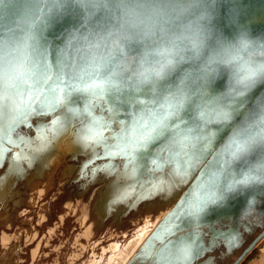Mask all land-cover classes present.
Masks as SVG:
<instances>
[{"label":"snow or ice","instance_id":"1","mask_svg":"<svg viewBox=\"0 0 264 264\" xmlns=\"http://www.w3.org/2000/svg\"><path fill=\"white\" fill-rule=\"evenodd\" d=\"M85 2L89 12L97 6L101 12L107 8L106 3ZM79 3L80 0H0V18L4 17L5 10L27 9V16L34 26L29 27L24 46L8 52L7 57L0 45V167H3L11 148L21 149L13 158L15 162L30 164L34 152L60 136L71 134L75 143L92 152V158L84 167L96 160H106V164L93 168V175L103 172L110 176L120 172L113 182L109 206L126 202L133 196L136 202L158 194H170L198 169L207 175V168L212 167L207 164V157L216 152L217 134L224 128L236 129L237 125L232 121L236 115L243 114L247 126H241L242 131H232L218 154L223 157L219 163L218 157H213L218 170L213 173V178L186 193L166 221L175 222L169 237L181 231L185 221L190 225L199 221L209 205L219 204L228 193L250 183H264V166L247 170L233 167L237 160L246 161V157L257 148L264 157V112L247 110L248 92L256 86L258 79L264 81V64H242L232 56L230 49L212 45L211 50L216 53L215 63L226 65L233 73L231 94L217 96L211 88L212 80L207 71H201L195 77L194 85L189 80L178 88L167 79L174 63L167 49L176 48V42L158 35L152 38L149 33L146 40H151V44L147 47L155 51L148 58L128 59L125 53L131 57L129 38L119 23L112 24L109 29V14L102 25L93 29L92 35L96 39L93 41L89 37L93 49L75 63L64 61L57 53L53 72L46 61L47 45L42 42L41 34L51 20L74 5L79 7ZM207 39L200 29L193 28L181 46L195 56ZM195 67L199 69L198 64ZM73 94L85 104L79 115H74L71 108ZM25 96L29 101L28 109L32 108L33 101L41 99L48 106L47 112L37 109L33 114L51 115V120L43 126L44 131L35 141L21 139L18 133L17 139H13L11 132L17 125L16 120H11L7 129L3 127L11 114L18 112L19 106L23 105ZM141 97L151 103L145 104ZM209 101H212V115L202 119L199 113ZM121 108L126 112L136 109L143 115H137L131 121L118 120L116 117ZM96 113L100 114L99 118ZM27 115L25 111L19 121L22 122ZM113 124L118 128L114 129ZM40 127L37 126L38 131ZM117 159L120 164L113 163ZM169 237L161 241L163 248L156 253L159 264H191L204 251L197 245L198 237L194 234L177 240ZM158 239L157 234L148 246Z\"/></svg>","mask_w":264,"mask_h":264},{"label":"water","instance_id":"2","mask_svg":"<svg viewBox=\"0 0 264 264\" xmlns=\"http://www.w3.org/2000/svg\"><path fill=\"white\" fill-rule=\"evenodd\" d=\"M113 2L114 0H94V3L97 5L99 3H106L107 8L104 12H101L97 6L94 7V11L89 12L86 10L87 4L85 0H80L79 7L74 5L68 8L63 11L61 15L51 20L44 28L41 39L42 42L47 45L48 55L46 61L52 66L53 72H55L56 69L55 60L57 53H59L64 61L75 63L93 49V44L89 40V37L91 36L93 41L96 39V37L92 35L93 29L97 25H102L109 14L111 16L109 29L111 30V25L116 23L111 12V5ZM125 2L145 3L147 0H125ZM151 2L164 3L167 2V0H151ZM176 2L181 5L195 6L181 7L174 12L165 10L155 12V15L159 18V31L157 35L175 41L177 44L176 48L167 49L174 59L172 71L168 73L167 79L174 82L175 86L182 88L189 80H191L194 85L195 77L201 71H207L212 80L211 88L215 90L217 96L221 94H231L230 84L234 79L233 73L226 65H217L215 63L216 53L211 50L212 45H222L230 49L232 56L239 59L242 64L254 63L257 66L264 64V0H176ZM29 27L34 26L32 25L30 17L27 16V9H17L12 12L5 10L4 19L0 21V45L3 46V54L5 57H7L8 52H15L17 49L24 46L29 35ZM193 28L200 29L208 38L195 56L181 46V42L186 40L190 35V30ZM128 44L131 57H128L127 52L125 56L131 60L142 56L148 58L149 54L155 51L147 47L148 44H151V40H146V38L129 37ZM121 63H123V61H121ZM197 64L199 65V69L195 67ZM180 69H183V71H180ZM141 99L145 100V104L151 103V101L147 100L145 97H141ZM28 102V97L25 96L23 105L19 106L18 112L12 113L9 121H5L3 125V127L7 129L11 120L18 121L15 129L11 132L13 139H17L18 133L21 139L29 140L32 137H37L40 132L37 130V126H40L43 122L40 120L37 122V125H33L31 118L35 116H46L33 113H35L37 109L47 112L48 106L43 99H41V101H33L32 108L28 109ZM211 105L212 101H209L202 112L199 113L202 119H208L212 115L213 109ZM84 107V101L78 99L76 94H73L71 97V108L73 109L74 115H79L81 109ZM247 110L264 112V81L258 79L256 86L248 92ZM25 111L28 112V115L24 116V120L21 122L19 121V117ZM128 113L134 114L129 115ZM137 115H143V113H138L136 109H128L126 112L125 109L121 108L120 114L116 119L131 121L135 119ZM99 116L97 117L99 118ZM50 120L51 116L49 117V121ZM49 121H45L39 130L44 125H47ZM232 123L237 125L236 129L230 130V128H224L223 131L217 134L215 141L216 152H214L212 156L207 157V164L212 165V167L207 168V175L204 171L198 169L197 173H194L192 177L188 179L189 184L184 192L146 237L127 264H133L136 261L142 262L144 258L149 256H151L152 259L155 257V264H159V257H156V253L163 248L161 241L169 237L170 230L175 226V222L166 223V221L176 209L177 205L180 204L186 193L195 190L198 184H203L210 178H213V173L218 171L213 164V157H218L217 163H219V160L223 159L222 155L218 154L222 152L224 145L227 144L232 131H242L243 129L241 126H247V120L243 114L236 115ZM22 126L25 129L31 128L34 131V135L31 136L29 133H22L20 131ZM76 126H79V121L76 122ZM211 126L216 127L217 125ZM112 127L114 128V124ZM11 151L12 150L7 151V153ZM116 164L118 163L116 162ZM262 166H264V157L259 154L258 148L246 157V161L237 160L233 165L236 170H247L249 167L259 169ZM202 167H207V165H202ZM233 175H235V172ZM262 195H264V183H250L243 188L230 192L219 204L209 205L205 214L200 217L199 221L191 225L185 221L181 225V228L182 230L188 228L187 232L169 238L177 240L181 237L187 238L189 235L193 234L198 237L197 245L202 246L204 251L200 253L198 258L193 259L191 264L198 263L197 260L203 257L205 251L213 246L215 239H223L227 251L231 252L240 242V233L231 228H229V230H215L213 229V224L217 222V220L231 217L242 211L248 212L250 208L255 206V203ZM202 226H207L212 232L208 246L197 230ZM157 234L160 239L154 240L152 245L148 246L149 241H152L153 237ZM263 234L264 229L243 249L231 264L239 263ZM207 260L212 262L213 257H207L203 263Z\"/></svg>","mask_w":264,"mask_h":264},{"label":"bare ground","instance_id":"3","mask_svg":"<svg viewBox=\"0 0 264 264\" xmlns=\"http://www.w3.org/2000/svg\"><path fill=\"white\" fill-rule=\"evenodd\" d=\"M50 116L51 115L35 116L31 118V122L34 124L36 121L46 120ZM61 127H63V125H61ZM117 128L118 126L114 124V129H117ZM30 130H31L30 128L25 129L23 126L20 129L22 133H25V134L29 133V135H30ZM40 134L41 132L38 134L37 137H32L29 140H33V141L37 140ZM107 134L109 133L106 132L105 135ZM51 143L52 144H48L45 147L43 146L41 150L34 152L33 159L31 160L30 164L25 162L28 168L34 167V169L30 170L32 173L30 175V178L27 176V169L24 168V165H23L24 163L18 164L17 162L13 160L14 157H17L19 155L21 149L11 148L12 151L6 154V157L3 161V167H0V170H1L7 164V167L4 169V172L0 176V203H4L8 205V203H11V201L17 200L18 195L11 193L13 190L11 187L14 186L15 183H17V180L18 181L19 180L28 181V183L31 184L32 180H37L40 178V176L42 177V175L47 172V169L50 165H54L59 160H63V159L66 160L68 156L72 154V153L70 154V152L75 151L76 152L75 154H80L77 156V158L80 157V158L85 159V157L82 156L81 154L86 153V151L88 150V149H85L82 145L75 143L73 141V137L71 134L60 136L58 139L53 140ZM64 144H73V145L66 146ZM42 150L49 151L50 154H45V152L40 154ZM70 157L72 158L75 156H70ZM119 161L120 160L117 159L113 163L117 162L119 164ZM96 162L105 164V160H96L94 164L98 165ZM94 164H89L85 171L87 173H89L90 170L92 171L93 166H95ZM89 166H91V169ZM141 171H143V169ZM69 172L70 174L73 173L71 170ZM117 172H118L117 173V176H118L120 172L119 171ZM91 173L93 174V171ZM88 178H89V175L84 177L86 183H84L85 185H83L84 191L82 192V195L80 197V201L78 202L77 207L75 208L73 206L66 207V212L64 213V215H61L59 217L60 225L56 223L55 224L56 226L54 229L48 230V228H51L53 226V225L49 226L51 220L44 224V222L48 220V217L43 209H40L37 212L34 211L37 206L36 203L28 204L27 202V205H26L25 202L21 203L18 201L17 204L14 206L15 210L23 206L24 207L27 206L28 209L23 211L22 213H19L14 210L16 214L14 217L10 216V214L7 213L6 210L3 212H0V228L3 227V228H6L7 230H12V229L14 230L13 235H10L4 231H2L1 233L0 249L4 251V254L0 255V264H23V262L17 261L16 259L18 258L17 254L18 255L22 254L21 258L25 257V254H24L25 251H27L32 245H34L35 244L34 242L37 240V238H39L38 237L40 235L39 230L41 227H42L41 232L46 233L44 234V236L46 237L49 236V240H47L48 245L50 244V242L53 245V243L57 241L58 239L62 240V237L61 238L58 237L59 236L58 235L59 232H57L58 229L60 227H63L64 224L66 226L68 221L70 219H73L74 217L75 218L79 217V219H77L79 223V228H80L79 233L77 234V237L79 238L75 239L74 243L72 244V248H70L69 251L66 252V249H65L67 247L66 244L64 246L60 245V246H56L54 248L49 249L47 248V245L44 246L45 245L44 242L42 243L40 241L38 244L36 243L35 249L29 250L30 253H32L33 255L35 252H41V251L46 252L47 250L49 251L51 250L52 251L51 255L46 258L48 259L52 255H54L56 258H58L61 261V264H127L131 260L135 252L138 250L139 246H141V244L144 242L146 237L151 233V231L155 228V226L161 221L163 216L172 208L174 203L177 201L179 196L183 193V191L186 189V187L189 184V180L186 183L180 184L179 186L175 187L170 192V194H163V195L158 194L154 197H150L148 199H144V200H140L136 202H134L136 198L135 196H133L132 199L126 202L109 206L112 193L114 191L113 183L107 186V194H104L101 199H98V197L103 192L97 191L95 195L92 196L91 200L87 201V197L85 199V196L87 195V193L89 195L95 188L103 185V183L101 184L93 183L95 182L93 181L94 179L91 180ZM83 180H80V181L83 182ZM103 189H105V187H103ZM32 190H33L32 193L36 192V195L39 194L38 193L39 187L36 184L33 185ZM39 196L41 197L42 193ZM8 198H9V201H7ZM61 201L55 205L56 212H53V216L57 213L58 205L61 204ZM146 203H150L148 206H146V209H145L148 212L141 213L138 219L134 220L133 222H130V225H128V226H134L136 227V229L138 228V230L136 231V234L134 235L135 238L130 239V237L128 236L129 233L128 232L125 233V230L127 228L124 231H123L124 228L120 229L117 219L121 220L120 223L123 224L124 220L122 219H125L128 217L131 206L133 207L138 206L142 208L143 205ZM27 207H25V209ZM0 211H1V207H0ZM63 211L64 209L62 208L61 214L63 213ZM14 218L16 219L15 222L17 223V227L15 228H13ZM57 221H58V218H57ZM141 221L144 222L143 225H141ZM219 221L215 222L213 225H218V223L222 225L223 223ZM244 221H249L251 223V226L254 227L253 228L254 232L251 234H254L255 230L257 229L259 230V227L256 225L258 223V218L248 219ZM95 223H98V226L94 227L93 229H90V225H94ZM107 226H108V229L106 231ZM150 227L152 229H150ZM200 228L202 232L203 230L207 229L205 226H202ZM47 230H48V234H47ZM105 231H106V234L104 236L105 238L108 237V239L104 238L98 241V239L101 236H103ZM186 231H188V228L178 231L174 237H176L177 234H183ZM248 234H245L243 236L246 239L245 244L250 239ZM122 237H124L123 242L121 241V239H123ZM129 239L131 240V244L129 243L128 245H125L129 242ZM106 240H109V241L107 242ZM261 242L264 244V234L259 238L256 244L251 248V250L248 253H246V255L237 264H243L246 261V259L249 257L252 250L255 249ZM106 243H108L109 245L108 248L106 249L101 248V247H107L105 246ZM241 248L235 250L234 255L236 253L239 254L241 251ZM53 252H60V255H57ZM72 252L76 253L75 254L76 256L68 257L67 259V256H69ZM88 252L89 253L92 252V256H90L89 254V256L85 258L84 256ZM62 254H65L64 257L67 259L66 261L63 260ZM6 255H8V258L2 260V258ZM219 256L222 257L221 255ZM31 257L33 258V261L35 260L34 264H38V263L40 264L41 259L44 258L42 255H39V257L37 258H35L34 255ZM143 260L144 261L142 262L136 261L133 264H155L154 258L152 259L151 256L144 258ZM215 261L216 263L218 262L217 257H215ZM44 263L46 262H43V264Z\"/></svg>","mask_w":264,"mask_h":264},{"label":"flooded vegetation","instance_id":"4","mask_svg":"<svg viewBox=\"0 0 264 264\" xmlns=\"http://www.w3.org/2000/svg\"><path fill=\"white\" fill-rule=\"evenodd\" d=\"M96 115L99 116V113H96ZM38 121H40V120H38ZM38 121H36L33 125H37ZM45 121H49V118L46 119V120H41V122H43V123H41L40 126H42ZM39 131L42 133L44 131V128L42 127ZM30 135L31 136L34 135V131H32V129L30 130ZM107 135H109V134H107ZM50 144H52V143H50ZM64 145L71 146L73 144H64ZM153 147H155V146H153ZM97 150L101 151L102 149H97ZM43 152H45V154H50V152L46 151V150H42L40 152V154L43 153ZM75 153H76L75 151L70 152L71 155H69L66 160H64V159L63 160H59L54 165H50L48 167V169H47V172L44 173L42 175V177L40 176L39 179L32 180L31 184H29L28 181H21V180L18 181L17 180V183H15V185L11 187L13 189L11 193H14V194L18 195L17 200L16 201H11V203H8V205H6L4 203H0V205H1L0 206L1 207V211L0 212H3V211L6 210V212L9 213L10 216L14 217L16 215L15 212H14V210H15L14 206L17 204L18 201L21 202V203L25 202L26 205H27V202H28V204L29 203H31V204L36 203L37 206H36L34 211L37 212L40 209H43L44 212L47 214L48 220L44 222V224H45V223L49 222L52 219L53 212H56L55 205L62 200L61 201L63 203L62 204V208L64 209V211H63L62 214L58 215V221H55L53 226L51 228H48V230L49 229H54L55 226H56L55 225L56 223L60 225L59 217L61 215H64V213L66 212V207H72V206L74 208L77 207L78 202L80 201V197L82 195V192L84 191L83 185H85L84 183H86L84 177H86L88 175H89L88 179H91V180L94 179L93 181H95V182H93V183H97V184L103 183V185L98 186L97 188H95L89 195L87 193L88 196L86 195L85 199L87 197V201H89V200H91L92 196L95 195V193L97 191H102L103 193L101 195H99V197H98V199H101L104 194H107V186L111 185L116 180L118 172H116V173H114L113 175H110V176H106L103 172L102 173L98 172L95 175H93L91 173L92 172L91 170H90L89 173H87L85 171L87 167H84V165L92 158L91 150L88 149L86 151V153L81 154L82 156L85 157V159L84 158H80V157L77 158V156L80 155V154H75ZM70 156H75V157L71 158ZM106 163L107 162L105 160V164ZM120 163H121V161H119V164ZM97 164H102V163H97ZM23 165H24V168L27 169V176L30 178V175L32 174L30 170L34 169V167L28 168V166L25 163ZM95 166H93V168ZM6 167H7V164L4 166L3 169L0 170V176L2 175V173L4 172V169ZM89 167L91 169V166H89ZM70 170L73 172L72 174H70V172H69ZM80 180H83V182H81ZM120 182L123 183L124 181H120ZM34 184H36L39 187V191H38L39 194H37V195H36V192L32 193L33 192L32 189H33V185ZM103 187H105V189H103ZM41 193H42V196L40 197L39 195ZM7 201H9V198H8ZM29 201H31V202H29ZM149 204L150 203L144 204L142 208H140L138 206L137 207H135V206L133 207V206L130 205L131 206L130 213H129L127 218L122 219V220H124L123 224L120 223L121 220L117 219V222H118V224L120 226V229L124 228L123 229V231H124L126 228L129 227L128 225H130V222H133L134 220H136V219H138L140 217L141 213L148 212L145 209H146V206H148ZM25 207H27V206H25ZM25 207L23 206V207H21L19 209H16L15 211H17L19 213H22L23 211L28 209V207L26 209H25ZM121 216H123V215H121ZM257 218H258V223L256 225L259 227V231L260 232L257 231L258 233L255 232L256 234L253 235L251 233L254 232V230H253L254 227L251 226V223L249 221H244V220L257 219ZM77 219H79V217H77V218L74 217L73 218V222H74V226H75V230H74L75 233L73 235L72 244L74 243L76 238H79V237H77V234L79 233V229L80 228H79V223H78ZM15 220L16 219L14 218L13 219V228L17 227V223L15 222ZM217 221H219V220H217ZM219 222H221L223 224L220 225V223H218V225H213V229H215V230H219V229H221V230H229V228H231L232 230H237L240 233L241 238H240L239 244L238 243H233V244H238V246L233 248L231 250V252H228L227 248H226V245L224 244L225 241L223 239H215V242L213 243V246H211L208 250L205 251L203 257H200L197 260V262H198L197 264H224L225 260L226 259H230V257L234 254L235 250H237V249L242 247L241 251H240V253H241L243 251V249L246 248L263 231V229H264V224H263V222H264V195H262L258 199V201L255 203V206L250 208L248 210V212L247 211H242L241 213L234 214L231 217H227L225 219H222ZM143 224H144V222L141 221V225H143ZM64 226H65V224H64ZM64 226L60 227L58 229V231H57V232H59L58 233V235H59L58 237L59 238H61L60 234L61 235L64 234V231H63ZM205 227L207 229L203 230V232L201 231V228H199L197 230L200 232L201 237L203 238V240L206 242V245L208 246L210 237L212 235V232L208 229L207 226H205ZM41 228L39 230L40 231V235L38 236L39 238H37V240L34 242L35 244L36 243L38 244L40 241L42 243L44 242V244H45L44 246L47 245V248H49V249L50 248H54L56 246L63 245L61 239H58L59 240V242H58L59 244H57L55 246H53L51 244V242L48 245L47 240H49V236H47V237L44 236V234H46V233L45 232H41ZM107 229H108V226L106 228V231H107ZM48 230H47V234H48ZM2 231L7 233V229L1 227L0 228V236H1ZM106 231L103 234V236H101L98 239V241L105 238L104 235L106 234ZM125 233H126V230H125ZM248 233H250V234H248ZM245 234H248L249 236H252V238L254 236L255 237L253 239L250 238L248 240V242L245 244L246 239H245V237H243ZM105 239H108V237H106ZM67 241H68V239H67ZM106 241L108 242L109 240H106ZM64 245H65V243H64ZM108 246L107 247H101V248L106 249V248H108ZM35 247H36V245L34 247H32L30 250L35 249ZM213 252H215V253L218 252L217 253V260H218L217 263L215 261V256H214ZM51 253H52V251L50 250V252H43V251L35 252L33 255H34L35 258L39 257V255H42L44 258H46V257H49L51 255ZM53 253H55L57 255H60V252H53ZM75 254L76 253L72 252L69 256H67V259H68V257L76 256ZM239 254H238V256H239ZM33 255L29 251V259H30L29 263H26L27 255L24 258H21L22 254L21 255L17 254L18 258H16V259H17V261L23 262V264H25V263L26 264H34L35 260L33 261V258L31 257ZM219 255H221L222 257H220ZM211 256L213 257L212 262L207 260L206 262L203 263V261L206 260L207 257H211ZM7 258H8V255L4 256L2 258V260L7 259ZM224 258H226V259H224ZM44 264H61V261L58 258L55 257L54 261L46 262Z\"/></svg>","mask_w":264,"mask_h":264},{"label":"clouds","instance_id":"5","mask_svg":"<svg viewBox=\"0 0 264 264\" xmlns=\"http://www.w3.org/2000/svg\"><path fill=\"white\" fill-rule=\"evenodd\" d=\"M192 5H181L176 0H167L164 3H153L147 0L145 3H128L125 0H114L111 5V12L116 23L125 34L134 38H148L149 33L155 38L159 31L156 11L165 10L174 12L181 7H190ZM4 19L0 18V21Z\"/></svg>","mask_w":264,"mask_h":264},{"label":"rangeland","instance_id":"6","mask_svg":"<svg viewBox=\"0 0 264 264\" xmlns=\"http://www.w3.org/2000/svg\"><path fill=\"white\" fill-rule=\"evenodd\" d=\"M56 177V176H55ZM4 202V201H3ZM62 202L60 205H58V209H57V213L53 216V218L51 219V222H50V225L49 226H52L54 224L55 221H57V218H58V215L61 214L62 212ZM98 226V223H95L94 225H90V229H93L94 227H97ZM152 227V226H151ZM150 227V229H152ZM136 227L134 226H129L127 229H126V233L128 232L129 233V237L130 239H133L135 238V234H136V231L138 230V228L136 229ZM75 226H74V222H73V219H70L68 221V223L66 224V226H64L63 228V231H64V235H61L60 234V237H62V243L64 245V243L67 245V247L65 248L66 249V252L70 250V248H72V241H73V235L75 233ZM12 231V232H11ZM259 231L258 229L255 230V232ZM7 233L10 234V235H13L14 233V230H7ZM258 233V232H257ZM256 233H254L253 235H255ZM127 235V234H125ZM66 237V238H65ZM68 237V238H67ZM123 239H121V241L123 242L124 241V237H122ZM249 238H252V236H249ZM68 239V241H67ZM129 239V242L125 245H128L129 243L131 244V240ZM258 241V240H257ZM59 242V240L55 241L53 243V245L57 244ZM1 244V243H0ZM249 244V243H248ZM256 244V243H255ZM36 244L32 245L27 251H25V256L27 255V259H26V263H29L30 259H29V250L34 247ZM105 246H108V243L105 244ZM46 252H50L49 250H47ZM218 253V252H217ZM217 253H213L215 257H217ZM4 254V251H2L0 249V255ZM92 256V252H88L87 254H85V258H87L88 256ZM63 256V260L66 261L67 259L64 257L65 254H62ZM261 256V257H259ZM55 256L52 255L50 258L48 259H41V262L40 264H43V262H52L55 260L54 258ZM238 257V253H236L235 255L233 254L230 259H226L225 260V263L224 264H230L232 261L231 260H235L236 258ZM84 258V260H85ZM51 260V261H50ZM43 261V262H42ZM25 263V264H26ZM39 264V263H38ZM243 264H264V244L261 242L255 249L252 250V252L250 253L249 257L246 259V261L243 263Z\"/></svg>","mask_w":264,"mask_h":264}]
</instances>
